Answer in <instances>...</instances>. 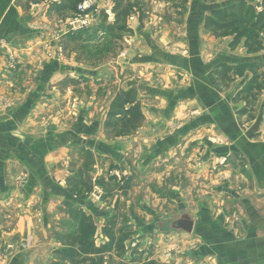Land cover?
<instances>
[{"label":"crops","instance_id":"0c3cea01","mask_svg":"<svg viewBox=\"0 0 264 264\" xmlns=\"http://www.w3.org/2000/svg\"><path fill=\"white\" fill-rule=\"evenodd\" d=\"M62 1L0 0V216L11 212L15 219L0 230V264H50L59 245L47 219L57 218L62 198L75 200L66 189L68 154L76 147L79 154L88 151L98 159L100 147L111 150L114 143L100 138L108 105L117 91L130 88L144 122L139 134L118 142L138 134L151 161L166 157L185 139L190 147L202 139L204 164L218 161L220 170L211 182L221 200L217 209L205 204L196 215L197 229L188 237L195 243L190 261L264 264V88L255 105L256 120L246 122L236 116L244 103L234 98L251 73L236 76L222 91L209 81L217 65L259 56L248 50L245 39L232 46V37H214L204 27V12L215 7L188 0L182 18L168 15L169 26L161 24V17L144 18L142 24L137 16L129 18L133 35L124 38L122 50L105 66L88 68L67 36L77 31L71 24L76 14L50 9ZM88 1L97 14L103 11L112 20L113 0ZM89 16L94 27L98 19ZM112 62L125 76L104 116L96 118V98L78 96V88L84 90L88 79L112 76Z\"/></svg>","mask_w":264,"mask_h":264},{"label":"rangeland","instance_id":"374dc122","mask_svg":"<svg viewBox=\"0 0 264 264\" xmlns=\"http://www.w3.org/2000/svg\"><path fill=\"white\" fill-rule=\"evenodd\" d=\"M235 1L239 0H206L205 4L217 8ZM240 1H245L247 5L252 6L255 13L263 10L264 0ZM162 6L163 8L158 4L146 2L145 18L161 17L163 19L161 24L169 26L172 23H168L167 18L169 14L173 16L174 11L165 5ZM203 12L201 11L202 16H204ZM204 13L207 15L208 11ZM104 43L100 41L98 44H94L97 46L96 48L86 49L76 48L72 42L69 50L74 47L75 50H73L76 52L77 58H81V51L84 50L85 61L83 64L94 69L108 63L107 57L103 56ZM261 55L264 60V48L256 53V56H259L257 59H261ZM109 66L114 75L100 81L88 79L84 90L81 89L82 87L78 88L80 89L78 96L84 99L93 96L96 98L94 103L96 118L104 116L105 107L110 97L113 92L115 93L114 90H117V87L121 85L123 81L121 79L125 76L120 65L112 62ZM71 75L75 76V74ZM115 75L117 76L115 77ZM239 77L241 78V76ZM108 92L111 95H108ZM75 94L77 95V93ZM245 129L247 127L242 128L243 131ZM136 132L139 134L138 130ZM102 133L101 139L114 144H110L112 148L107 152L100 147L99 152L95 153L98 159H95V155L92 153L90 166L84 168V177L88 178L92 187L91 191L88 194L85 193L82 198H78L69 192L67 184L66 189L75 198V203L81 205L87 214L88 212L92 213L89 215L92 216L96 226L94 240L97 246L102 242L106 243L102 228L107 220L115 214L119 216L121 226L131 231V235L124 242L125 253L123 256L117 258L112 254L108 256L107 264H146L155 261L163 264H196L190 261L194 250L192 247L195 245L192 238H188L189 235L183 233L163 231L162 226L177 219L180 210L183 209L196 220L193 235L197 229L196 215L199 216L204 205L211 203V206L217 209V203L221 198L211 181L220 169H218V161H208L206 165L204 164L202 157L205 151L204 140L201 139L193 147H190L185 139L177 149L174 148L166 157H158V159L153 157L151 161H147V154L142 150L138 134L132 137L131 141L123 143L118 140L125 137L113 138L105 130ZM75 149L76 147L71 149L68 154V169L70 175L77 177L82 160L79 158V151L77 152ZM233 166L231 162L228 168L233 169ZM98 180L101 182L99 183ZM64 199L62 198L61 202ZM56 214L57 218L50 216L47 219L52 228L61 217L57 210ZM13 216L11 212L0 216L4 221V228L7 229L13 225L15 221ZM179 252L182 254L171 256V254Z\"/></svg>","mask_w":264,"mask_h":264},{"label":"trees","instance_id":"16d2710c","mask_svg":"<svg viewBox=\"0 0 264 264\" xmlns=\"http://www.w3.org/2000/svg\"><path fill=\"white\" fill-rule=\"evenodd\" d=\"M81 2L83 0H63L60 4H52L50 9L55 12L68 10L75 15L77 5ZM112 2V20H109L108 15L103 11L97 14L91 6L83 14L95 15L98 19L97 25L67 34L79 48L93 49L97 47L94 44L105 42L103 56L107 59L115 57L123 48L124 38L133 35V31L128 26L129 18L137 16L142 24L146 13V2L168 4L176 14V18H182L188 0H113ZM262 7L260 13H255L252 6L239 0L213 8L205 17L204 27L214 37H232V46L245 39L248 50L256 54L264 48V4ZM83 52L85 51H81L82 55ZM245 72L251 73L252 76L237 92L234 101L244 103L236 112L237 118L239 120L245 118L246 122H251L256 120L255 105L264 88V60H250L235 65L219 64L209 74V81L216 90L222 91L228 87L233 78L243 76ZM143 122L144 116L135 89L117 91L108 105L104 130L113 138L126 137L134 134ZM79 158L82 163L78 176L69 175L66 184L71 194L82 198L92 189L88 178L84 177V168L90 166L92 154L84 151ZM57 212L61 217L52 228V238L59 246L52 250L50 264H107L108 256L114 254L115 257L120 258L125 253L124 242L131 235V231L121 226L118 215L115 214L107 220L102 228V234L107 241L97 246L94 240L96 226L93 218L80 205L72 200H63ZM3 224L4 221L0 218V230ZM146 264L163 263L155 261Z\"/></svg>","mask_w":264,"mask_h":264},{"label":"water","instance_id":"95a60500","mask_svg":"<svg viewBox=\"0 0 264 264\" xmlns=\"http://www.w3.org/2000/svg\"><path fill=\"white\" fill-rule=\"evenodd\" d=\"M196 220L187 211L180 210L179 217L162 226L163 231L192 235Z\"/></svg>","mask_w":264,"mask_h":264},{"label":"built area","instance_id":"2783aa9c","mask_svg":"<svg viewBox=\"0 0 264 264\" xmlns=\"http://www.w3.org/2000/svg\"><path fill=\"white\" fill-rule=\"evenodd\" d=\"M91 6L92 3H90L88 0H83V2L77 5V13L71 20L72 26L76 27L75 29L79 30L89 27L90 16L89 14H83V12Z\"/></svg>","mask_w":264,"mask_h":264}]
</instances>
